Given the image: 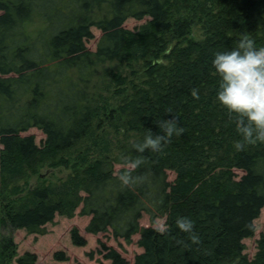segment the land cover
<instances>
[{
  "label": "trees",
  "instance_id": "1",
  "mask_svg": "<svg viewBox=\"0 0 264 264\" xmlns=\"http://www.w3.org/2000/svg\"><path fill=\"white\" fill-rule=\"evenodd\" d=\"M182 1L0 0V264H11L18 249L2 230L35 232L80 207L91 218L89 233L129 243L139 235L143 251L132 264H264V234L253 258L244 243L264 208V142L236 147L243 137L235 114L217 99L212 64L214 53L235 47L241 33L264 46V0L224 1L221 9L220 0L199 3L202 39L190 38L191 19L173 18L172 5ZM129 18L147 20L129 29ZM93 27L102 32L95 51L87 47ZM118 61L142 64L146 77L112 105L110 96L124 94L128 82L109 67ZM173 117L182 134L160 151L136 150L150 129L161 132L159 122ZM108 127L124 136L114 159L109 139L98 156L87 147L73 157L83 141L102 140ZM33 128L44 134L40 142L28 133ZM137 157L142 162L132 168ZM45 162L74 173L22 200L12 197L20 187L8 193ZM117 164L124 168L116 171ZM125 170L137 178L128 185L119 178ZM145 216L150 226L141 224ZM181 216L193 220L199 239L179 227ZM159 218L163 230L154 226ZM72 240L87 244L77 229ZM104 248L109 263L100 264H130ZM55 259L68 256L56 252ZM36 262L33 253L18 259Z\"/></svg>",
  "mask_w": 264,
  "mask_h": 264
},
{
  "label": "rangeland",
  "instance_id": "2",
  "mask_svg": "<svg viewBox=\"0 0 264 264\" xmlns=\"http://www.w3.org/2000/svg\"><path fill=\"white\" fill-rule=\"evenodd\" d=\"M205 0H183L182 2L174 3L171 7L172 16L174 19L179 17H187L192 20L193 27L190 38L202 39L203 33V21L204 15L200 11L199 3ZM226 1L229 4L232 0H220L215 6L216 9H221V4ZM240 1V0H238ZM199 12V13H198ZM203 17V18H202ZM147 19L142 21L129 18L125 27L129 29H135L140 27ZM94 39L87 42V47L91 51H95L98 46V42L102 37V32L96 28H92ZM114 67L127 78L128 82L125 88V93L119 96H110L112 105L121 102L126 95L135 92V85H142L146 77L145 68L142 64L129 67L125 63L116 62L109 65ZM29 134H33L36 137L37 142H40L44 138V134L37 128L31 129ZM93 138V137H92ZM124 138L123 132L118 129H112L108 127V134L104 135L102 140L96 139L91 141H83L80 147L77 148L76 153H73V157H77V152L85 150L87 147L93 148L91 156L95 157L101 153V148L105 151V142L107 139L111 140V158L114 159L117 155L118 142ZM104 140V145H103ZM100 143L99 146L96 144ZM50 162H45L36 168V171H29L22 179L13 182L9 186V194L13 187H20L22 193L17 196H12L16 199H24L28 196V192L37 186L55 185L68 178L73 174L74 170L64 167H51ZM130 167V166H128ZM124 168L123 165L117 164L116 171ZM175 178L174 173H169V179L172 181ZM83 194V193H81ZM81 207L75 212L73 216L57 215L54 222L47 224L43 229L38 231H27L22 229L7 228L2 230V235L12 238L18 246L17 256L11 264H19L18 259L23 257L26 253H33L37 255V262L35 264H100V262L109 263L105 259V246L113 247L120 254H122L130 264L133 263L135 256L141 253L143 250L138 245L139 235H135L132 241L129 243L123 239H115L111 233H98L92 234L87 231V226L90 222L89 216L81 215ZM141 224L143 226H150V220L148 216H145ZM161 224L165 227V219L159 218L154 224L155 227L161 228ZM256 231L254 236L246 239L245 254L249 258H253L257 252V240L262 234H264V208L260 217L255 221ZM77 229L79 233L87 240L85 246H76L72 240V231ZM164 229V228H163ZM105 245V246H104ZM56 252H64L68 256L67 261H58L55 259Z\"/></svg>",
  "mask_w": 264,
  "mask_h": 264
},
{
  "label": "clouds",
  "instance_id": "3",
  "mask_svg": "<svg viewBox=\"0 0 264 264\" xmlns=\"http://www.w3.org/2000/svg\"><path fill=\"white\" fill-rule=\"evenodd\" d=\"M212 64L219 76L217 99L230 114H235L237 129L243 137L236 141V147L243 149L246 143L264 142V46H257L255 38L248 33H241L235 47L214 53ZM159 126L161 132L154 133L150 129L143 141L135 145L138 152L160 151L171 142L173 135L184 132L177 117L165 119ZM141 162L139 157L129 161L132 168ZM119 178L125 185L137 179L127 170L122 171ZM177 224L191 233L192 239H199L190 217H178ZM163 228L161 224V230Z\"/></svg>",
  "mask_w": 264,
  "mask_h": 264
}]
</instances>
